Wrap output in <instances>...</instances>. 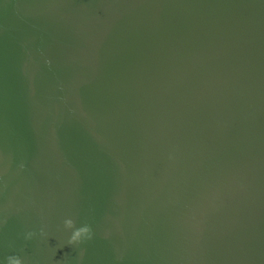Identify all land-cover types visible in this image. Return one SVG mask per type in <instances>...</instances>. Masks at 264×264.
Here are the masks:
<instances>
[{"label": "water", "instance_id": "obj_1", "mask_svg": "<svg viewBox=\"0 0 264 264\" xmlns=\"http://www.w3.org/2000/svg\"><path fill=\"white\" fill-rule=\"evenodd\" d=\"M9 256L264 264V0H0Z\"/></svg>", "mask_w": 264, "mask_h": 264}, {"label": "clouds", "instance_id": "obj_2", "mask_svg": "<svg viewBox=\"0 0 264 264\" xmlns=\"http://www.w3.org/2000/svg\"><path fill=\"white\" fill-rule=\"evenodd\" d=\"M59 227V226H58ZM47 225H43L40 228V236L42 238L47 237L48 233L46 231ZM62 230L64 233H67V244L70 246L79 245L83 240L92 238V230L88 225H82L80 227H76L75 221L71 217H66L62 222ZM35 235L32 232L26 234V239L32 238ZM81 255L83 252L81 251ZM0 264H24L23 260L19 256H9L4 260H0Z\"/></svg>", "mask_w": 264, "mask_h": 264}]
</instances>
